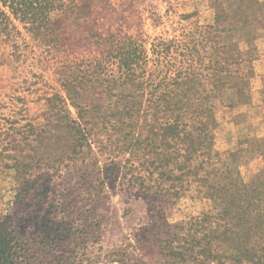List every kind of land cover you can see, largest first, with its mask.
Instances as JSON below:
<instances>
[{"label":"rangeland","instance_id":"1","mask_svg":"<svg viewBox=\"0 0 264 264\" xmlns=\"http://www.w3.org/2000/svg\"><path fill=\"white\" fill-rule=\"evenodd\" d=\"M77 3L83 18L61 20L63 28L59 32L65 47L59 52L35 46V54L26 52L17 61L11 47L0 44V134L5 133L0 136V151L9 156L0 158V223L6 221L13 236L35 249L44 244L54 245L57 234L50 231L45 236L43 230L53 219L65 215L68 226L81 225L85 220L87 228L66 249V264L174 263L159 248L157 239L166 237V223L157 222L156 215L162 214L167 223L179 224L210 209L213 178L188 189L182 180L185 166L177 154L174 164L166 168L173 178L154 180L165 170L164 166L156 170V165L144 164L146 158L134 154L136 147L126 150L127 135L138 138L141 122L138 118L123 119L119 150L102 153L85 146L75 155L69 151L64 155L67 150L63 138L67 130L48 124L51 114L46 99L56 92L67 97L59 80L69 75V65L75 58L86 63L110 49L105 46L104 50L103 47L89 50L85 44L94 31L115 34L116 40L123 39L125 34L139 37L149 51L148 66L154 71L153 81L159 83L158 71L167 65L160 61L169 58H165L167 45L185 40V33L190 37V33L205 29L216 35L217 28L223 29L218 32V42L224 46V57L232 58V63L240 57L247 67L244 73L251 68L255 73L247 77L248 96L232 89L224 94L225 105L217 109L219 126L215 131L214 153L220 154L219 168L226 165L233 170L237 168L247 187L253 189L264 172V0H78ZM1 9L20 27L27 41L36 45L22 27L20 16L7 6ZM52 23L56 24L55 19ZM19 41L22 43L23 38ZM39 60L44 61L41 68L33 64L41 66ZM59 61L62 62L58 64ZM230 67L236 69L234 63ZM223 76L230 82L227 73ZM37 80L39 83L32 85ZM32 90L35 91L31 93ZM18 96L25 99L18 101ZM105 96L101 89L85 98L92 103L102 101ZM67 102L66 106L77 115L75 107ZM9 127L13 129L7 130ZM231 153L235 157H230ZM4 163L14 164V169ZM155 196L160 200L155 202ZM38 256L32 250L28 258ZM57 259L52 250L37 262L59 264L63 260Z\"/></svg>","mask_w":264,"mask_h":264},{"label":"trees","instance_id":"2","mask_svg":"<svg viewBox=\"0 0 264 264\" xmlns=\"http://www.w3.org/2000/svg\"><path fill=\"white\" fill-rule=\"evenodd\" d=\"M77 2L0 0V44L9 45L17 61L26 52L35 54V46L48 52H59L65 47L59 32L63 28L61 20L83 18ZM2 6L20 16L22 27L31 34L36 45L27 41ZM52 19H55V25ZM223 31L217 28L216 35H213L211 31L201 29L190 33V37L185 33V40L176 45H167L165 58L170 59L160 61L167 65L158 71L159 83L153 81L155 74L148 66L149 51L139 37L125 34L123 39L116 40L115 34L94 31L85 44L89 50L98 51L102 47L104 50L105 46L110 49L86 63L75 58L69 65V75L59 80L67 97L56 92L46 99L51 114L48 124L67 130L63 138L67 150L64 155L68 151L75 155L85 146L91 150L97 148L102 153L114 148L119 150L122 148L123 119L138 118L141 121L138 123V138H130L129 133L126 150L136 147L134 154L146 158L144 164L156 165V170L164 166L165 170L160 171L154 180L173 178L166 168L174 164L177 154L185 166L182 180L188 189L192 185L199 187L204 179L213 178L210 209L179 224L167 223L162 214L156 215L157 222L164 220L168 228H164L166 237L157 240L162 255L174 261L169 264H264V172L259 185L249 189L237 168L218 167L220 154L214 153L215 131L219 126L217 109L225 105L224 94L232 89L241 96H248L250 82L247 77L255 73L253 68L244 73L247 67L240 57L233 62L236 69H231L232 58L224 57V46L218 42V32ZM19 38H23L22 43ZM252 38L254 35L249 39ZM33 60L36 61L35 57ZM39 62L41 66L33 62L34 66H44V61ZM225 73L230 82L224 80ZM38 83L37 80L32 85ZM101 89L106 94L105 99L87 103L86 95ZM24 99L17 97L21 102ZM68 100L77 115L66 106ZM10 129L13 127L7 130ZM3 132L0 136L5 134ZM1 157L9 156L0 151ZM230 157L235 154L231 153ZM194 160L196 162L192 163ZM4 164L14 169V164ZM198 187L196 190L200 191ZM159 200L155 196V202ZM62 208L65 213V205ZM66 217L53 219L43 227L45 236L50 231L57 234L54 245L44 244L35 249L27 247L28 243L20 237L13 236L6 221L1 222L0 264H39L40 257L50 255L52 250L59 260L63 259L59 264H66V249L88 226L85 220L81 225L68 226ZM32 250L39 254L37 258H28Z\"/></svg>","mask_w":264,"mask_h":264}]
</instances>
